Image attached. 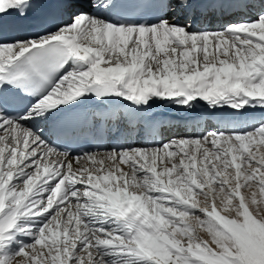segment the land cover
<instances>
[{"label":"snow or ice","instance_id":"1","mask_svg":"<svg viewBox=\"0 0 264 264\" xmlns=\"http://www.w3.org/2000/svg\"><path fill=\"white\" fill-rule=\"evenodd\" d=\"M0 264H264V0H0Z\"/></svg>","mask_w":264,"mask_h":264},{"label":"bare ground","instance_id":"2","mask_svg":"<svg viewBox=\"0 0 264 264\" xmlns=\"http://www.w3.org/2000/svg\"><path fill=\"white\" fill-rule=\"evenodd\" d=\"M213 22L209 25L211 28H215L219 23L222 21H218L215 17L212 18ZM126 103V102H125ZM203 102H200L197 105V111L203 108ZM86 110L88 109H103V105H93L91 103L85 105ZM111 107L119 108L121 112L125 111L126 109H123L122 106L119 105H113ZM229 113V110H225L224 113H221L220 115H227ZM258 114V113H257ZM141 115H150L155 121L163 122L166 125L172 124V125H183L184 117L186 113L181 109L178 108L175 105H169V104H163L160 102H154L151 104L150 108L146 110L145 113ZM141 124H143V121L141 120ZM188 129L186 127H180L176 130L177 134H184L185 131ZM135 135V133H133ZM145 135L147 136V130H145ZM164 135L168 136L170 135L167 128L164 130Z\"/></svg>","mask_w":264,"mask_h":264},{"label":"rangeland","instance_id":"3","mask_svg":"<svg viewBox=\"0 0 264 264\" xmlns=\"http://www.w3.org/2000/svg\"><path fill=\"white\" fill-rule=\"evenodd\" d=\"M183 127V126H182Z\"/></svg>","mask_w":264,"mask_h":264}]
</instances>
